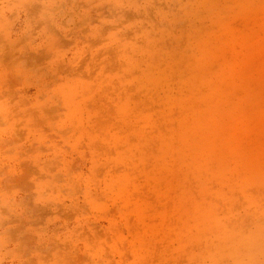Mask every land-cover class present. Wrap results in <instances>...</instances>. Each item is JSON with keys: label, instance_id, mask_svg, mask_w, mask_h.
Masks as SVG:
<instances>
[{"label": "rangeland", "instance_id": "rangeland-1", "mask_svg": "<svg viewBox=\"0 0 264 264\" xmlns=\"http://www.w3.org/2000/svg\"><path fill=\"white\" fill-rule=\"evenodd\" d=\"M0 264H264V0H0Z\"/></svg>", "mask_w": 264, "mask_h": 264}]
</instances>
